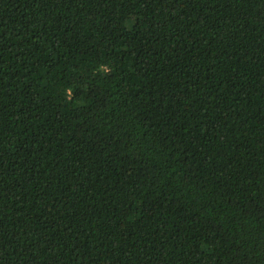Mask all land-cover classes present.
Returning a JSON list of instances; mask_svg holds the SVG:
<instances>
[{
    "label": "trees",
    "instance_id": "1",
    "mask_svg": "<svg viewBox=\"0 0 264 264\" xmlns=\"http://www.w3.org/2000/svg\"><path fill=\"white\" fill-rule=\"evenodd\" d=\"M0 264H264V0H0Z\"/></svg>",
    "mask_w": 264,
    "mask_h": 264
}]
</instances>
